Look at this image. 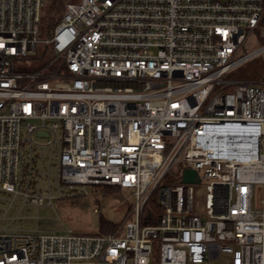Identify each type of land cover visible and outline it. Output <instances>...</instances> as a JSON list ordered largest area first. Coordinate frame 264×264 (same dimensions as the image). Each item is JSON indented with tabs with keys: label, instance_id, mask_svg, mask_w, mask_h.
<instances>
[{
	"label": "built area",
	"instance_id": "1",
	"mask_svg": "<svg viewBox=\"0 0 264 264\" xmlns=\"http://www.w3.org/2000/svg\"><path fill=\"white\" fill-rule=\"evenodd\" d=\"M43 10L0 0V189L131 201L108 232L0 228V264H264V0Z\"/></svg>",
	"mask_w": 264,
	"mask_h": 264
},
{
	"label": "rangeland",
	"instance_id": "2",
	"mask_svg": "<svg viewBox=\"0 0 264 264\" xmlns=\"http://www.w3.org/2000/svg\"><path fill=\"white\" fill-rule=\"evenodd\" d=\"M67 0H44L45 25L47 19L52 20L60 13L63 4ZM49 17V18H48ZM256 59L250 61L239 70L245 72L252 70ZM44 140L43 137H38ZM185 181V180H184ZM47 180H41V188L48 192ZM116 189V188H114ZM110 187L84 185L73 189L63 188L60 195L55 196L52 205L37 206L32 203H24L23 197L0 189V228L22 231H51L76 232L99 231V219L94 221L92 208H100L104 205L113 206L115 217L112 219L107 212H101L109 220L115 223L114 230L121 224L130 206L131 197L126 190H114ZM50 190L57 194L55 182H52ZM12 199V200H11ZM110 230V231H111Z\"/></svg>",
	"mask_w": 264,
	"mask_h": 264
},
{
	"label": "trees",
	"instance_id": "3",
	"mask_svg": "<svg viewBox=\"0 0 264 264\" xmlns=\"http://www.w3.org/2000/svg\"><path fill=\"white\" fill-rule=\"evenodd\" d=\"M46 22H47L46 23L47 26H50V24L52 23L51 20L49 21L48 19ZM105 187H110L112 189L116 188V189L120 190V188L117 186H105ZM116 189H114V190H116ZM99 226H100L99 232H108L115 226V223L112 220H109L105 215L101 214L100 219H99Z\"/></svg>",
	"mask_w": 264,
	"mask_h": 264
},
{
	"label": "water",
	"instance_id": "4",
	"mask_svg": "<svg viewBox=\"0 0 264 264\" xmlns=\"http://www.w3.org/2000/svg\"><path fill=\"white\" fill-rule=\"evenodd\" d=\"M194 171L192 169H186L184 172L183 180L191 181L193 180Z\"/></svg>",
	"mask_w": 264,
	"mask_h": 264
},
{
	"label": "bare ground",
	"instance_id": "5",
	"mask_svg": "<svg viewBox=\"0 0 264 264\" xmlns=\"http://www.w3.org/2000/svg\"><path fill=\"white\" fill-rule=\"evenodd\" d=\"M226 129V128H225ZM218 130H220V129H218ZM221 131H224V130H221Z\"/></svg>",
	"mask_w": 264,
	"mask_h": 264
}]
</instances>
